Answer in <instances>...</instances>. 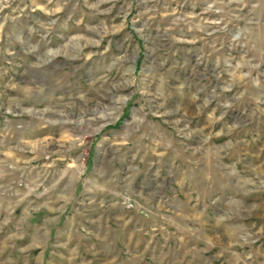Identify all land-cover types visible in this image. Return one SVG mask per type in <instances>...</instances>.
Instances as JSON below:
<instances>
[{
    "label": "rangeland",
    "instance_id": "374dc122",
    "mask_svg": "<svg viewBox=\"0 0 264 264\" xmlns=\"http://www.w3.org/2000/svg\"><path fill=\"white\" fill-rule=\"evenodd\" d=\"M118 255L264 264V0H0V264Z\"/></svg>",
    "mask_w": 264,
    "mask_h": 264
},
{
    "label": "crops",
    "instance_id": "0c3cea01",
    "mask_svg": "<svg viewBox=\"0 0 264 264\" xmlns=\"http://www.w3.org/2000/svg\"><path fill=\"white\" fill-rule=\"evenodd\" d=\"M119 257H121V258H118L120 260V263H114V264H166L165 258H157V257H147L146 258L143 256L137 260H133L134 258H129L126 256L125 257L119 256ZM115 259L117 261V258ZM171 261H174V259H172ZM110 264H113V263H110Z\"/></svg>",
    "mask_w": 264,
    "mask_h": 264
}]
</instances>
